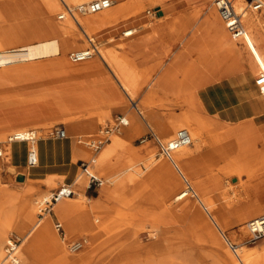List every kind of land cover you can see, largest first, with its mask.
Masks as SVG:
<instances>
[{
  "label": "rangeland",
  "instance_id": "obj_1",
  "mask_svg": "<svg viewBox=\"0 0 264 264\" xmlns=\"http://www.w3.org/2000/svg\"><path fill=\"white\" fill-rule=\"evenodd\" d=\"M9 1V3L12 4L13 11L16 12V15L9 16L7 22L10 20L9 22L12 23V26L17 31L20 30L19 32L22 33L29 42H35L53 36V34L44 35L42 27L45 22L49 25L51 24V27H56L58 22L64 23L66 20V17L64 19L57 18V13L61 9L51 16V21H46L47 16L46 14H43L40 6L39 8L37 6L31 7L29 3L24 0ZM66 1L69 5L75 4V2H70L69 0ZM88 1L90 0H85L81 3L85 4ZM112 1L115 4H125L128 2V0ZM143 1V6L135 14L110 25L109 28L96 30L90 33V36H94L98 41L97 49H99L101 45L116 47L115 42L118 38L131 40L132 43L136 45L134 49L120 51L122 54L133 60L136 68L141 71L144 79H147L142 83L138 95L132 97L134 101L137 102L139 97L145 93L150 81L153 82L155 77L166 74L165 71H162L166 63L167 65H173L174 69L170 75L175 81H183L184 84L193 81L195 82V85L199 84L201 81H205L208 77L215 78V75L222 73L225 66H230V63L227 62V64H225V62L222 61V57L218 55L220 48L212 49L208 46L209 43L207 41L201 42L198 46H191L192 39L189 34L191 35V33L197 29L198 25L195 23L198 22L200 16L204 10L207 9L208 5L212 4L211 0H164L158 1L157 3H155L156 0ZM181 1L183 2L182 5L188 3V8L190 9L188 10V14L180 15L176 21H188L193 22V24L196 25H194L195 28L193 29V26L190 24L191 27L189 25V28L184 31V33L186 32L187 34L183 35V38L186 37L187 39H181L178 37L180 38L179 40H172L173 45H165V39L164 37L161 38L160 32L150 35L146 39L142 41L140 40V42H138L139 37L136 38L135 36V34H137L136 31L129 37L121 35L122 31L127 26H137V24L143 22H153L152 25H154V23L164 22L174 16H178L179 14L176 13L178 9L175 6L170 8L169 5H176ZM193 5H199L201 7L192 8ZM152 8L155 10L161 8L159 10L163 12L165 17L157 19V14H153L152 16L147 15L146 10ZM195 11L198 12L196 16H193ZM185 17H187V19H185ZM105 31L107 32L103 33ZM262 32V29H260V34H262ZM72 35L76 36V42L82 43V45L72 49L69 48L65 50L62 55H57L62 59L60 60L61 63L69 62L67 59V53L70 50L79 49L87 45V40L79 28L76 27V30ZM204 35L201 36L204 37ZM228 36L229 41L227 43H231L234 38H232L229 33ZM176 46H181L182 51L186 54H183L182 57L176 56V54H174ZM7 47H18V43ZM2 48L3 47H0V49ZM191 48H193V52L191 51ZM160 51L163 53L162 55L160 54ZM90 58L92 61H99L101 63L97 54ZM52 59L53 57L49 60L41 61L53 70ZM210 62L214 64L217 63L221 65V67H224L223 69L215 70V72L205 71L204 76L201 77V75H203V73L200 72L201 67H205V65ZM33 63L34 60H25L19 65L18 63L17 65H11L10 68L24 65L34 66ZM245 67L249 69L246 64L241 68L242 72L245 70ZM102 68L103 71L101 73L94 74L93 76H90L89 74V77L83 75L76 76L71 73L64 74L59 69L55 68L50 74L52 80H54L53 82L42 78L35 73L33 74L34 78L31 79V81H29L28 77L27 79H25V77H18V82H12L13 78L7 79L0 76V92H7L0 96V134L4 135V140L0 141V148L3 151V154V144L6 143L5 140L7 135L20 127H24L26 130L31 128L37 130L36 136L41 134V136L54 138L46 133V129L57 124L66 126V123H51L59 118L60 115L63 116L70 114V111L65 108L62 98L58 93L57 89H59L64 92L68 98L75 101L77 100L82 104L84 103L86 106L85 112L88 111L84 116H92L91 120H98L96 128L93 130H84L82 132L84 135L95 134L97 130L103 127L106 123H112L117 115H123L125 118L130 119L131 114L135 113L143 126L141 133L133 135L134 132L130 127V123H127L122 126L119 131L114 130L110 137L117 134L124 141L128 142L130 146L140 150L141 156L136 160L141 169L144 166L143 161L147 155L152 154V157L155 158V160H158L159 158L163 160L165 159L174 169V172H176L181 188L183 186L181 175L178 170L171 165L169 160L161 154L157 139L160 138L159 140L162 142L166 141L161 136H158V131L163 127L169 117H177L181 116L183 112H189L185 106V101L178 102V100L185 99V97L189 95V92L180 94L178 96L180 98L177 100L175 99V95L172 94L173 91H168V94H164L162 92V90H165L164 87L162 90L157 88L152 95L154 105L152 107L153 114L151 118H148L145 115L143 108L139 109L140 114L145 119L143 120L139 116V113L132 108L127 94L119 88L103 63ZM246 77H249L247 72ZM30 82L33 83V86L22 88L24 84ZM250 83L253 85V82ZM16 87H18V91L16 90ZM171 87H175L174 84H172ZM198 88L199 87H194L193 93H195ZM255 89L258 92L257 87H255ZM191 93L192 91L190 94ZM116 95L119 97V100L115 99ZM25 99L30 102H23ZM94 104H96L98 108H95ZM55 105L60 109L59 112ZM41 107L47 108L48 111L51 110L50 112L54 115L51 120L33 124L31 128L17 126L6 129V127L10 125L11 120H5L4 117L7 116L9 112L29 109V112L31 113H18V121L26 120L35 115V110H31L32 108L37 109ZM198 107L201 118L203 120L208 119L209 117H204L202 115L203 109L200 105ZM89 113L90 115H88ZM250 121L255 128V133L254 130H251L242 135L240 134V137H238L239 140L233 142V144L239 143L240 146L237 149L240 151L242 149L243 151H246L252 144H255L256 151L254 156H250L246 161H243V159L251 155L249 152L237 154L239 151H227L224 155H221L220 158L216 159L205 158L204 155L210 153H204V150L208 149L204 148L202 150L203 152L201 151L190 157L187 161L185 160L182 162V166L186 171V178L192 186H194L195 182L193 179L205 177L199 182L202 191L200 193V200L196 198V203L198 208L207 215L212 229L198 221V218H196L195 214L191 211H169L166 198L162 199V192L169 187V174L164 171V169L150 168L145 170L142 186L136 188L132 183H128L120 192L122 197L111 200L106 199L103 201L108 211L104 217L103 226L99 230V237L96 240V243L100 245V249L96 254L92 256L89 255L87 241H85L79 250L75 252L69 251L68 244L71 241L79 238L85 239L87 236L78 227L74 228L72 231L68 230L61 222L59 216L55 215L53 210H51L52 213L50 214L56 216L63 226V231H58V233L53 226L55 218L51 217L50 224L52 230L54 231L56 241L62 246V249L54 250L52 247L38 240L34 243V256L30 264H218L215 255V247L217 246L212 242L213 231L220 236L226 249L232 253L234 258H236L237 264H242L239 262L236 255L239 247L242 246L250 250H256L262 243H264V237L254 242L249 241V237H246L244 223L250 219V216L243 221H240L237 217L240 210L241 212H245L246 209H252L255 207V210L264 211V115ZM66 129L69 138L63 142L68 144L70 140L77 138L79 132L71 125ZM214 132L215 130H208L207 135H211ZM90 137L87 139H90ZM173 137L174 134L170 137V140ZM144 138L145 140L141 141ZM109 141L106 142V144H108ZM146 143H148V146L145 149H141V146ZM80 145L88 150L90 155L86 159H77L74 161L72 172L73 175L76 171V173L80 172V174H83L87 184L89 177L80 166V160L89 162L87 168H91L94 164L91 163V158L95 157L98 151L95 153L93 149L87 147L85 144L81 143ZM197 155L199 156L197 160V168H195L196 165L193 163L192 159ZM2 156H0V161H2ZM25 157L26 153L24 155V161ZM203 163L205 164L204 167L202 166ZM11 165L12 163L9 160H5L4 163H1L0 188L18 189L22 187V189H25L29 187L32 189L28 197L29 201L35 207V213L32 222L28 221V223H26V229H29L38 218L42 217L45 213H48L43 212L42 215H39V204L44 195L49 197L51 193L63 183L69 184L70 182L73 185V188H76V185L74 184L75 181L73 180L74 176L69 181L56 177L50 184L48 183L50 177L47 176H42L37 180L30 179L29 181H24L26 179V168L28 165L24 168L14 166V169L10 170L9 166ZM124 166L126 165L121 164L119 168ZM229 166H234V168L228 170ZM117 168L118 167L112 169L110 173L116 171ZM91 170L93 173L97 174L103 182L98 186H90V188L86 190L84 194L89 200L98 197L102 187L108 185L106 175L96 172L93 168H91ZM244 171H246V173L252 172V174L249 177L245 174L238 178L239 173L243 174ZM18 174H23L24 179L17 178ZM227 182L234 184V187L228 188V186H226ZM178 190L179 188L174 189L171 195ZM204 196L210 198V206L203 201ZM0 204L3 207L2 211H4L11 206V204H16V201L10 204L6 202V196L0 194ZM176 204H179V202L171 197L170 206ZM43 205L44 204L41 206ZM211 210L218 211L219 216L214 217L210 215L209 213ZM2 211H0V219L3 216ZM223 223L225 224L224 227L221 225ZM11 235L18 237L19 244L22 242L23 232L18 231L16 228H10L6 233V239L0 244V248L3 252L0 258V261L2 262H5L6 260L4 259V248L7 238ZM62 236H64V238H62ZM244 239L246 244H244ZM229 243L235 244L236 249L232 250ZM155 259L157 261H155ZM19 264H23V262L20 261Z\"/></svg>",
  "mask_w": 264,
  "mask_h": 264
},
{
  "label": "bare ground",
  "instance_id": "obj_2",
  "mask_svg": "<svg viewBox=\"0 0 264 264\" xmlns=\"http://www.w3.org/2000/svg\"><path fill=\"white\" fill-rule=\"evenodd\" d=\"M37 1L42 8L43 14H46L47 16L46 21H51V16L54 13L56 14V12L61 9L57 13L58 16V14L63 11L64 5L71 8L80 7L84 5L81 2L85 0H69L70 2H75L74 5H69L66 0ZM9 2V0H0V24H2L1 22H7L9 16L16 15V12L13 11L12 4ZM143 2V0H128V2L125 4H115L112 1L108 8L94 13L81 15L75 12L74 18L66 15V20L64 23H57L55 28L57 31L56 35L50 38L41 39L35 42L18 39V47H21L24 50L23 57L20 59H15L10 63L0 67V76H3L7 79L15 77H25V79H27L28 77L29 81H31L29 75L41 72V65L39 64L42 62L41 60H49L51 57H53L55 61L53 64L59 63V66L57 67L61 72H70L73 74L79 73L85 77H89V74L90 76H93L94 74L101 73L103 71V63L109 70L119 88H121V90L127 94L132 108H134V110L139 113V116L143 120L145 119L140 114L139 109L143 108L145 115L148 118H151L153 114L152 107L154 105V102L152 101V95L157 88L162 90L164 87L165 90H162L164 94H168V91H173L172 94L175 95V99L177 100L180 98L178 97L180 94L189 92V95H187L185 99L178 100V102L185 101V106L189 112H183L181 116L169 117L163 127H161L158 131V136L164 138L166 140L165 142L167 143L170 140V137H172L173 134L175 135L179 128H186L188 130L191 137V143L187 146L172 151L171 158L176 166H174V164L169 161L171 165L178 170L181 177L186 178V171L182 166L183 161H187L190 157L201 152L204 148H212L213 151L211 153L214 155V158H220L221 155H224L228 151L224 149L225 146L238 141L240 134L242 135L251 130H254L255 133V128L251 121L248 119L232 124L211 117L203 120L198 111L199 105L194 98L195 96L193 95L195 82L188 81V84H184V82L181 81L175 83V87H171L173 84L171 80L173 78L170 74H163L161 76L155 77L153 82L150 81L148 83L145 93L139 97L137 102L134 101L132 97L138 95L142 83L147 79H144L141 71L136 68L133 60L120 52L122 50L125 51L127 49H134L136 47V45L133 44L131 40L118 38L115 42L116 47H112L110 45H101L100 48L97 49V55L101 60V63L99 61L92 60L90 62L85 61L75 65L66 64L64 62L61 63V61L58 62V60L62 59H60V57L57 55H62V53L69 48L72 49L82 45V43L76 42V36L72 35L76 30V27L79 28V30L83 33L88 43V38L91 37L90 33L99 30L104 25H112L135 14L143 6ZM236 3L239 6L238 0ZM197 12L198 11H195L193 16H196ZM211 13L214 14V10H211ZM164 17V14L159 15L157 19ZM242 20L245 26V34L241 38L232 39L231 43H226L224 48L225 50L220 47V52H227L224 57L221 56L223 59L222 61L225 62V64H227V62L230 63V66H225V69L222 71V73L215 75V78L223 74L241 69L246 64L248 65L250 72L256 78L260 69H264V9L258 12H247L243 16ZM152 24L153 22H147L138 26H130L132 29H134L133 34L136 31L137 34H135V36L136 38L139 37L138 42L152 35ZM260 29L263 31L262 34H260ZM2 31L3 32L0 35V47H3L2 49L12 48L7 47L8 41H11L10 31L7 29H3ZM193 34H205L204 36H206L207 29L204 27V25L198 26L197 29L193 31ZM223 35L228 37V32L226 29L223 31V33H221V36ZM25 60H34V66L24 65L10 68L11 65H17V63L19 65ZM68 61L71 62L69 59ZM258 82L259 79H256V83ZM191 91L192 93L190 94ZM23 102L30 101L25 99ZM56 109L59 112L58 106H56ZM84 115L85 114L82 113H72L63 116L60 115L59 118L55 119V121L51 123H67L68 121L79 119ZM88 115H90V113ZM126 120L127 123H130V127L133 129V135L141 133L143 126L135 113L131 114L130 119L126 118ZM96 121L98 122V120ZM120 128L117 131H119ZM50 129L51 127L46 129L47 134ZM208 130H215V132L211 135H207ZM25 131L26 129L24 127H20L9 134L13 132L22 133ZM8 135L5 140L6 143L3 144L4 154L2 151L3 156L2 161H0V167L1 163H4L5 160H9L12 163V165L9 166L10 170H13L14 166L16 167L18 164L24 161V155L26 151L28 149H33L37 156V163L33 166H27L26 179L24 181H29L30 179L37 180L42 176H47L50 177L48 180V183L50 184L56 177L63 179H66L67 177L65 174L58 175L56 173H44L45 168L41 167H46L48 164L52 163V161L57 163L59 160L71 163L70 165L73 166L74 161L77 159H86L90 155V152L80 144H86V140H88L87 138L94 134L78 135L77 138L73 137L74 139L70 140L68 144L63 142L64 140L68 139L67 137L60 140H55L52 143L49 141V137L38 134L33 143H28L27 141L23 140L9 142ZM110 138L109 143L103 144L95 157L91 158L92 163H94L92 165L93 167L91 166V168L102 175H106V181L108 182L107 186L102 187L100 195L98 197H94L92 200L87 199L83 191V188L86 186L85 176L80 174V172L76 173V171L74 172L75 174L72 175V177L74 176L73 180L75 181L74 184L76 185V188H73L75 196L61 198L51 205V210H53V213L59 216L61 222L68 230L72 231L74 228L78 227L86 234L87 238H85V241H87L89 255L92 256L96 254L100 249V245L96 243V240L99 237V230L103 226L104 217L108 211L103 201L106 199L111 200L122 197L120 192L122 188L128 183H132L136 188L142 186L145 170L150 168L164 169V171L169 174V187L162 192V199L166 198L169 211H191L195 214V217L198 218V221L204 223L205 226L212 229L207 215L198 208L196 203V198L200 200V193L202 191V187L199 185V182L205 177L193 179L196 182H194L193 186L197 195L196 198L187 197L181 201H178L179 204L170 206L171 197L175 200L174 197L178 192L176 191L173 195H171L172 191H174L176 188L181 189L182 187L180 188L177 174L174 172V169L169 165V163L165 159L163 160L161 158L155 160V158L152 157V154H150L145 156L143 161L144 166L141 169L138 166V161L136 160L139 156H141L140 150L130 146L128 142L124 141L117 134L112 135ZM3 140L4 135L0 134V141ZM237 144L239 145V143ZM147 146L148 143L143 144L141 149H145ZM229 151L233 152L234 148H229ZM255 151V144H252L246 151H243L242 149L241 151L239 150L237 154H244L248 152L251 153V155L243 159V161H246L250 156H254ZM121 164H125L126 166L119 168ZM116 167H118L116 171L110 173V171ZM91 168H87L85 174H94L97 176V174L93 173ZM233 168L234 166H229L228 170H232ZM38 171L44 174L42 175L39 172V175H37L36 172ZM245 174L247 177H249L252 172L246 173V171H244L243 174L239 173L238 178ZM17 178L23 180L24 175L18 174ZM226 186H228V188H232L234 187V184L227 182ZM31 190L32 189L29 187L25 189H22V187L18 189H9L5 187L0 188V194H4L6 196V202L11 204L12 202L16 201V204H11V206H9L4 211H2L3 207L0 204V211L3 212V216L0 219V244L6 239V233L10 230V228H16L18 231L23 232L22 242L18 245V254L16 250L18 264L20 261H22L23 264H30L34 256L33 246L38 240L52 247L54 250L62 249V246L56 241L54 231L52 230L50 224V213H45L42 217L38 218V220L31 227H29V229H26V223H28V221L32 222L33 215L35 213V207L29 201L28 197L31 193ZM49 197L44 195L41 198L40 203L44 200H48ZM203 201L207 205H211V200L208 196H204ZM254 208H250L245 212H241L240 210V212L237 214L238 219L243 221L248 216L253 217L261 212L259 210H255ZM209 214L214 217L219 216V212L214 210H211ZM245 224L246 223H244V225ZM221 225L223 227L225 226L224 223ZM245 231L246 237H249L246 225ZM62 238H64V236H62ZM8 240L9 237L7 238V242ZM212 242L217 246L215 247V255L218 264H237L236 258H234L232 253L226 249L222 239L214 231L212 232ZM244 244H246L245 239ZM2 253V249L0 248V258ZM236 255L239 259V262L242 264H264V243H262L256 250H250L241 246L238 248ZM4 259H6L5 262L0 261V264H11L9 259L6 258L5 254ZM155 261L157 260L155 259Z\"/></svg>",
  "mask_w": 264,
  "mask_h": 264
},
{
  "label": "crops",
  "instance_id": "obj_3",
  "mask_svg": "<svg viewBox=\"0 0 264 264\" xmlns=\"http://www.w3.org/2000/svg\"><path fill=\"white\" fill-rule=\"evenodd\" d=\"M24 1L28 2L31 7L37 6L39 8V6H40L37 0H24ZM158 1H164V0H157L155 3H157ZM175 3H177V2H175ZM211 3H212V0H211ZM182 4H183V2L181 1V2H178L176 5H169L170 8L175 6L178 9L176 13L179 15L174 16V17H172L169 20H166L164 22L162 21V22L154 23V25H152L153 27L151 29L152 35L157 34V32H160L161 38L164 37V39H165V45H173L172 40H177V39L179 40L180 38L181 39H187L186 37L183 38V35L187 34L186 32L184 33V31H186L189 28L190 24L193 26V29L195 28L194 27L195 24L198 26L204 25V27H206V29H207V35L206 36L202 37L200 34H196V35H194L193 33H191V35L189 34V36H191V39H192L191 46L192 47L198 46L201 42L207 41L209 43L208 46L211 47L212 49L222 47L223 50H225L224 49L225 44L229 41V36L228 37H225L224 35L221 36V33H223V31L225 30V26H224V23L219 18V16H218L215 8L213 7V5L212 4L208 5L207 9L204 10L202 15L200 16L198 22L193 24V22H188V21H184V22L176 21V19L180 15L189 13L188 10L190 8H188L189 7L188 3H186V5H182ZM200 7L201 6H199V5H193L192 6V8H200ZM211 10H214V14L211 13ZM157 11H158L156 13L157 17L159 15L163 14V12L160 11L159 9ZM209 14H210V16H209ZM185 19H187V17H185ZM143 23H146V22H143ZM140 24H142V23H140ZM140 24H137V26ZM191 25H190V27H191ZM109 26L110 25H107V26L104 25L99 30L109 28ZM127 27H129V26H127ZM55 28L56 27H53V26L51 27V24L49 25L46 22L42 27V29L44 31V35H47V34L52 35L53 34V36L56 35V33H57ZM3 29L4 30L7 29L10 31L11 41H8L7 46L17 44L18 39H22V40L27 39L25 36L22 35V33L19 32L20 30L17 31L12 26V23L9 21L0 24V35L3 32L2 31ZM113 29H111V30H113ZM106 32L107 31H105L103 33H106ZM92 37L94 38V40L97 44V42H98L97 39H95L94 36H92ZM178 37H180V38H178ZM161 49H163V48H161ZM192 49L193 48H191V51L193 52ZM226 53L223 51V52H221V54L219 52L218 55L224 57ZM160 54L162 55L163 53L160 51ZM174 54H176V56L182 57L183 54L185 55L186 53L184 51H182L181 46H176L174 49ZM59 61L60 60H58V62ZM85 61L90 62L91 58H88L84 61H80L77 63L68 62L66 64L75 65V64L85 62ZM53 62L55 63L54 59H52V63ZM39 64L41 65L40 66L41 72L37 73V74L39 76H41L42 78H45V79L53 82L54 80H52L50 74L55 68L59 69L57 67V66H59V63L53 64V66H52L53 70H51L43 62H40ZM223 67L224 66L221 67V65H219L217 63L216 64L211 63V62L207 63L205 65V67H201V69H200V72L203 73V75H201V77L204 76L205 71L206 72L207 71L215 72V70L223 69ZM173 69H174L173 65H167V63H166V65H164V69H162V71H165L166 74H170L173 71ZM246 72L248 73V76H249L248 78L246 77ZM68 73L70 74V72H68ZM64 74H67V73L65 72ZM71 74H73V73H71ZM207 74H210V73H207ZM75 75L76 76H78V75L82 76V74H79V73L78 74L76 73ZM29 77L31 79L34 78L33 75H29ZM256 79L257 78L255 76L253 77V74L250 72V70L247 67H245V70L243 72L241 71V69H238V70H235L233 72L223 74V75L216 77V78H214V77L213 78H211V77L206 78L205 81H201L199 84H196L194 86V87H199V88L195 91V93H193V95L195 96L194 98H195L196 102L198 103V105H200V107L203 109L202 115L204 117L217 118L220 121L232 123V124L238 123V122L243 121V120H248V119L253 120L257 117L264 115V98L261 97L259 90L257 92L255 89V87H257V89H258V83H256ZM171 81L173 82V84L181 82V81L177 82V80L175 81L174 79H172ZM12 82H18V78L17 77L13 78ZM250 82H253V85H251ZM31 86H33V83H26L22 86V88H28ZM16 90L18 91V87H16ZM57 90H58L59 95L62 98V101L64 103L65 108L70 111V114H72V113H82V114L88 113V111L85 112L86 106L84 105V103L82 104L81 102H79L77 100L76 101L72 100L71 98H68L64 92L60 91L59 89H57ZM4 93H7V92H0V96H1V94H4ZM115 99L119 100V97L116 95ZM94 105H95V108H98V106H96V104H94ZM31 110H35V112H34L35 115L33 117L26 119V120H19V121H18V113L29 112L30 111L29 109L23 110V111H20V110L17 111L16 110V111L9 112L8 115L4 117L5 120H11L10 125L7 126L6 129L7 128H14L17 126H26L27 128H31L33 126V124H36V123L38 124V123L45 122L47 120H51L54 116L53 113L48 111L47 108H45V107H41V108H37V109L32 108ZM29 113H31V112H29ZM117 116H119V115H117ZM91 119H92V116H83L79 119L68 121L65 124L66 125L65 128H69V126L71 125L79 132L78 135H84V134H82V132L84 130H93L96 128L97 121L91 120ZM109 124H111V123L108 122L105 125H109ZM101 128H99L97 130V132L94 135H92V137H90V138L96 137ZM66 137L69 138L68 133H67ZM55 140H60V139H57V138H50L49 139V141L52 143ZM85 145L87 147H90L87 145V143ZM100 147L97 150L93 149V151H95V153H96L100 149ZM238 147H239L238 144H230V145L225 146L224 149L229 151V148H234V151H239V149H237ZM212 151H213L212 148H208V149L204 150V153H210V154L204 155V157L205 158H214V155L211 153ZM198 156L199 155L195 156L192 159L193 163L196 165L195 168H197ZM81 161L82 160H80V162ZM91 163H92V161H91ZM70 164L71 163H67L65 161L59 160L57 163L52 161V163L48 164L46 167H41V168H45L44 173L45 172L46 173H56L58 175L59 174H65V176L67 178L64 180L69 181V180H71L72 175H73L72 174L73 173L72 172L73 166ZM204 165L205 164L203 163L202 166L204 167ZM25 166H27L26 165V159L22 163L18 164V168L19 167L24 168ZM37 170H39V169H37ZM39 172L40 171L36 172V174L39 175ZM40 173L42 175L44 174L42 172H40ZM181 179H182V177H181ZM69 184L72 187V184L70 182H69ZM88 188H90L89 180H88V182L84 188V193L86 192V190ZM72 189H73V187H72ZM73 191H74V189H73ZM74 195H75V192L72 196H74ZM246 210H248V209H246ZM48 213H52V212L50 211ZM262 213H264V211H261L259 214H262ZM51 217L55 218L53 221V226H54V222L58 221V219L53 214L51 215ZM250 218H251V216H250ZM62 228H63V226H62Z\"/></svg>",
  "mask_w": 264,
  "mask_h": 264
},
{
  "label": "built area",
  "instance_id": "obj_4",
  "mask_svg": "<svg viewBox=\"0 0 264 264\" xmlns=\"http://www.w3.org/2000/svg\"><path fill=\"white\" fill-rule=\"evenodd\" d=\"M237 0H212V5L215 8L219 18L224 23L226 31L229 35L234 38H241L245 34V26L243 23V16L247 12H258L264 9V0H238L239 6L236 3ZM111 0H90L85 3L83 6L71 8L69 6L64 5V9L61 13L58 14V19L65 18L66 15L74 18L75 12L81 15H85L88 13H94L100 11L102 9L108 8L111 5ZM237 5V6H236ZM158 11L154 8L147 9V15H156ZM134 29L132 27H126L122 31V35L128 37L133 35ZM24 50L21 47H12L8 49H0V67L10 63L15 59H20L23 57ZM97 54V44L93 37L88 38V43L85 47L79 49L70 50L67 53V58L71 62H79L86 60L93 55ZM257 79L258 82V90L260 95L264 98V69H260ZM127 124V120L125 116L119 115L117 116L113 122L109 125L103 126L96 137L90 138L87 140V145L92 149L97 150L103 143L109 140L111 133L114 130H118L120 127ZM48 135L57 139H63L67 136V130L64 125L57 124L51 127L48 131ZM36 138V131L31 128L27 129L25 132L18 133L13 132L8 135V141H16L23 140L28 143H33ZM142 139L141 141H144ZM159 150L161 154L166 157L172 164L175 163L172 161L171 153L172 151L187 146L191 143V137L186 128H179L174 137L169 142H162L157 139ZM0 156H2V149L0 148ZM26 165L33 166L37 163V156L33 149H28L26 152ZM80 166L83 171H86L88 167L87 161H81ZM89 177V186H98L102 184V179L97 177L94 174H88ZM183 186L175 195L176 201H181L187 197L196 198V192L192 184L186 179L183 178ZM74 194V191L70 184H60L50 195L48 200H44L39 205V215H42L43 212H50L52 203L57 200L69 197ZM44 204L43 206H41ZM246 229L249 233V241H256L262 237H264V213L251 217L246 222ZM54 228L62 232V224L60 221L54 222ZM85 243V239L79 238L74 241H71L68 244L69 251L75 252L79 250L83 244ZM19 245V239L15 235H11L9 237L8 242L5 245V256L9 259L11 264H18V258L16 255V250ZM229 246L232 250L236 249L235 244L229 243Z\"/></svg>",
  "mask_w": 264,
  "mask_h": 264
}]
</instances>
